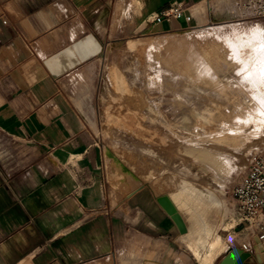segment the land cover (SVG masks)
Here are the masks:
<instances>
[{
  "label": "crops",
  "instance_id": "obj_1",
  "mask_svg": "<svg viewBox=\"0 0 264 264\" xmlns=\"http://www.w3.org/2000/svg\"><path fill=\"white\" fill-rule=\"evenodd\" d=\"M181 1L191 21L150 23ZM227 1L0 0V264H200L152 189L112 194L98 66L114 26L119 36L203 26L206 8Z\"/></svg>",
  "mask_w": 264,
  "mask_h": 264
},
{
  "label": "rangeland",
  "instance_id": "obj_2",
  "mask_svg": "<svg viewBox=\"0 0 264 264\" xmlns=\"http://www.w3.org/2000/svg\"><path fill=\"white\" fill-rule=\"evenodd\" d=\"M245 3L212 4L206 13L213 17L203 26L119 36L116 25L98 66L99 139L112 194L121 197L147 186L156 196H171L176 208L181 207L179 215L188 234L183 237L186 248L200 264H219L232 248L242 249L243 244L252 255L258 245L264 250L255 235L236 226L238 208L233 197L253 157L264 155V144L237 158L229 157L231 168L226 176L220 171L209 176L213 167L201 158L196 161L191 152L193 147L203 148L195 143L210 131L220 133L244 114L264 115V19L254 18ZM123 13L120 5L115 18H123ZM112 76L118 78L117 87ZM261 126L264 129V123ZM0 141L9 143L1 135ZM107 154L112 155L118 183L127 171L126 186L111 180ZM206 177L223 188L214 194L215 203L200 194L207 190ZM185 182L199 193L205 211L194 208L189 198L177 202L179 184ZM166 184L170 190L160 192ZM210 187L216 189L215 184ZM262 253L260 264L264 263ZM137 256L139 260L140 253Z\"/></svg>",
  "mask_w": 264,
  "mask_h": 264
},
{
  "label": "bare ground",
  "instance_id": "obj_3",
  "mask_svg": "<svg viewBox=\"0 0 264 264\" xmlns=\"http://www.w3.org/2000/svg\"><path fill=\"white\" fill-rule=\"evenodd\" d=\"M262 75H264V72L262 73ZM134 88L137 89V91H139L140 93H143L142 90H140L137 86H134ZM133 94L135 95V93ZM262 119L264 120V115L259 117L258 116L252 117V116H245L244 114V116H240L239 118H237L235 122H231L234 123V126L226 127L220 133H214L210 131L208 137L199 138L195 143V145H199V146L201 145V147L203 148L196 149L193 147L191 149L194 159L198 161L199 158H201L205 162H207L210 167L211 166L213 167L212 169H209V173H208L209 176H212L211 175L212 171L213 172L220 171L221 173L224 174L223 176H226L231 168V161H230L231 157L237 158L238 155H244L250 152L254 148L257 149L259 147V144L262 145L264 144V129L261 126V123H264V121ZM224 167L225 169L223 170ZM157 173L160 174V176L167 178L166 176H164L163 173L158 171ZM205 180L207 181L208 184L207 190L202 191L200 194L202 195L204 194L206 198L209 197L210 202L215 203L216 198L214 194L222 187H220L219 186L220 184H218V182L213 178L206 177ZM211 183L215 184L216 189H212L210 187V185H212ZM170 188H171L170 185L167 184L163 185L160 192L169 191ZM178 191L179 194L177 195V199H176L177 202L182 201L185 198H189L192 201V205L194 206V208L200 210V212L205 211L204 206L201 205L199 193L194 189H192L190 185H188L187 183L186 184L180 183L178 187ZM201 198L203 199V197ZM173 203L174 205L176 204L175 201H173ZM210 209L215 210L212 209V207ZM177 210L178 213L181 215V207H179ZM180 223H181L180 225L185 226L181 218H180ZM263 251H264L263 246L258 245L256 248V254L259 259L261 258ZM198 254L200 255L199 251Z\"/></svg>",
  "mask_w": 264,
  "mask_h": 264
},
{
  "label": "built area",
  "instance_id": "obj_4",
  "mask_svg": "<svg viewBox=\"0 0 264 264\" xmlns=\"http://www.w3.org/2000/svg\"><path fill=\"white\" fill-rule=\"evenodd\" d=\"M245 6L252 12L254 18L264 19V0H246ZM187 6L175 2L170 7L153 15L151 23L171 22L184 19L191 21V15L186 13ZM184 29V28H179ZM233 197L237 203V227L255 235L258 242H264V155L253 157L248 171L233 189ZM242 249L248 251L247 244Z\"/></svg>",
  "mask_w": 264,
  "mask_h": 264
},
{
  "label": "water",
  "instance_id": "obj_5",
  "mask_svg": "<svg viewBox=\"0 0 264 264\" xmlns=\"http://www.w3.org/2000/svg\"><path fill=\"white\" fill-rule=\"evenodd\" d=\"M156 200L174 219L181 233H186L185 226L180 225V215L171 198L168 195H161L157 196ZM219 264H255V262L254 256L250 252L234 247L221 259Z\"/></svg>",
  "mask_w": 264,
  "mask_h": 264
}]
</instances>
